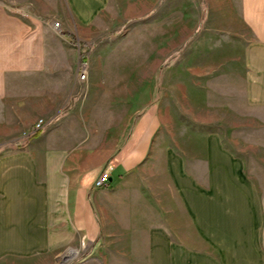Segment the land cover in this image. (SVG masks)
Here are the masks:
<instances>
[{
  "label": "crops",
  "instance_id": "1",
  "mask_svg": "<svg viewBox=\"0 0 264 264\" xmlns=\"http://www.w3.org/2000/svg\"><path fill=\"white\" fill-rule=\"evenodd\" d=\"M32 4L39 13L55 14L60 27L52 31L50 24L6 15L0 21V139L23 137L37 119H55L64 109L80 82L81 54L72 37L88 47L133 16L148 13L155 22L185 2ZM225 13L228 24L240 23L245 31L243 124L253 125L249 120L259 111L257 124L264 127V0H229ZM93 77L82 85L87 94L95 88ZM104 83L96 93L105 95L106 105ZM74 110L27 143L0 152V264H264V135L259 185L245 155L218 130L204 133L198 148L149 149L152 111L135 122L109 162L88 168L87 151L67 146L84 139L71 123ZM82 110L89 118L90 108ZM103 169L108 183L96 187ZM67 251L76 255L68 258Z\"/></svg>",
  "mask_w": 264,
  "mask_h": 264
},
{
  "label": "rangeland",
  "instance_id": "2",
  "mask_svg": "<svg viewBox=\"0 0 264 264\" xmlns=\"http://www.w3.org/2000/svg\"><path fill=\"white\" fill-rule=\"evenodd\" d=\"M32 1L0 0V21L6 15L12 21L50 24L52 31H58L56 15L37 12ZM182 1L185 5L168 7V12L166 9L161 18L157 15L155 22L148 13L133 16L94 39L88 47L71 38L72 47L85 56L77 69L86 68V79L79 80L76 69L80 82L57 117L75 106L77 111L73 113L77 117H72L71 123L75 124V134L84 139L67 146L73 148L74 144L76 150L87 151L88 168L109 162L126 143L135 122L152 111L155 123L149 149L159 151L167 144L177 149L198 148L204 133L218 130L225 142L245 155L247 171L259 185L264 135V127L257 124L259 111H253L249 120L253 125L243 124L245 31L240 23L228 24L224 20L229 0ZM227 25L234 28L227 29ZM90 74L95 88L87 94L82 85ZM104 82L108 86L106 105L105 95L96 93ZM84 107L91 111L86 119L81 116ZM55 119H44L43 129ZM61 120L67 119L58 121ZM27 135L0 139V152L22 142ZM104 136L107 140H103ZM64 145L66 142L61 143ZM64 255L70 258L76 253L67 251Z\"/></svg>",
  "mask_w": 264,
  "mask_h": 264
},
{
  "label": "built area",
  "instance_id": "3",
  "mask_svg": "<svg viewBox=\"0 0 264 264\" xmlns=\"http://www.w3.org/2000/svg\"><path fill=\"white\" fill-rule=\"evenodd\" d=\"M78 71V78L79 80L86 79V68L84 66H80L77 69ZM45 120L42 118L37 119L33 125L30 127L28 131V135L34 134L35 132L42 130L43 126L45 125ZM109 180V171L105 169L103 172H101L98 177L94 181V185L96 187H103L106 186Z\"/></svg>",
  "mask_w": 264,
  "mask_h": 264
},
{
  "label": "trees",
  "instance_id": "4",
  "mask_svg": "<svg viewBox=\"0 0 264 264\" xmlns=\"http://www.w3.org/2000/svg\"><path fill=\"white\" fill-rule=\"evenodd\" d=\"M84 58H85V56H81V58H80V62H83V61H84ZM40 131H41V130L35 132L34 134H31V135H27V136H25V137L22 139V144H25V143H27L30 139L35 138V137L40 133Z\"/></svg>",
  "mask_w": 264,
  "mask_h": 264
}]
</instances>
